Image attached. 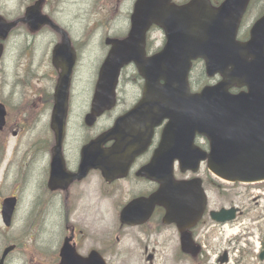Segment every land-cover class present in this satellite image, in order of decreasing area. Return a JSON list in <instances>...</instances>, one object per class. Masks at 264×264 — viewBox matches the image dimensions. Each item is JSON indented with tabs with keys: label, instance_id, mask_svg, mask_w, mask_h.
<instances>
[{
	"label": "water",
	"instance_id": "water-1",
	"mask_svg": "<svg viewBox=\"0 0 264 264\" xmlns=\"http://www.w3.org/2000/svg\"><path fill=\"white\" fill-rule=\"evenodd\" d=\"M250 0H224L213 7L209 0H190L178 6L172 0H137L130 18L131 29L126 39H107L110 51L101 66L86 123L114 106V90L121 68L134 63L144 79L140 102L113 128L91 142L82 156V169L99 168L112 180L122 176L133 159L150 142L153 130L163 120L165 126L159 149L141 175L155 180L159 189L148 199L131 202L122 212V222L136 224L135 218L154 205L167 209L177 222L181 212V247L195 255L188 230L200 220L205 207L201 181L175 182L172 163L179 160L181 171L196 172L201 161L207 160L209 171L230 182L264 180V17L258 20L246 43L236 41L240 20ZM42 0L27 8L22 19L7 23L0 18V39H4L18 22L28 24L32 31L44 25L52 26L62 35L53 50L52 63L59 70L55 89V105L51 127L57 148L64 135L67 98L75 54L67 35L40 12ZM156 25L163 30L166 44L156 55L145 57V35ZM202 60L206 74L221 76V81L192 94L188 75L192 61ZM246 91L231 94L230 88ZM0 106V121L3 119ZM3 124V123H2ZM0 125V128L2 126ZM196 135L207 138L209 153L194 145ZM114 141L104 150L103 144ZM13 201L3 205V221L10 225ZM213 220L233 219V211L212 213ZM146 215L142 217V221ZM13 250L3 251L0 264ZM63 264H70L68 251H62ZM100 263L104 264L99 258ZM93 264V263H90Z\"/></svg>",
	"mask_w": 264,
	"mask_h": 264
},
{
	"label": "flooded vegetation",
	"instance_id": "flooded-vegetation-1",
	"mask_svg": "<svg viewBox=\"0 0 264 264\" xmlns=\"http://www.w3.org/2000/svg\"><path fill=\"white\" fill-rule=\"evenodd\" d=\"M263 2L259 0V3ZM256 4L255 11L259 10V4ZM0 14H8L1 2ZM255 18L251 19V23ZM244 31L242 40L247 39L246 28ZM13 36H9L6 43ZM39 49L25 45L14 57V68H22L16 83L23 90L20 104L11 110L9 103L0 100L5 107L0 143L3 136L16 138L10 156L0 163V202L4 198H16L15 213L23 209L28 214V219L21 221L22 229L35 226L37 231L45 224L47 228L51 220L59 228L54 252L46 254V247L36 242V258H30L27 262L61 264V250L67 245L82 260L97 253L107 264L109 261H122L126 258L135 262L144 261L146 264H264V183L243 191L238 185L214 184L204 179L206 209L199 223L189 231L198 247L194 257L181 251V212L180 227L175 223L164 222L166 209L163 207H156L143 224L128 226L120 222V213L129 201L148 197L158 187L157 183L137 174L151 161L159 143L161 129L155 131L151 146L133 162L127 176L107 183L99 171L83 173L81 152L92 138L82 124L75 132V129L70 131L67 118L61 147L63 167L56 163L52 175L55 140L49 122L58 72L51 66V55L47 51L42 52L43 56L36 63ZM9 59L8 46L5 44L0 65ZM41 68L44 70L39 73ZM39 78L47 79V84L43 85ZM87 107L90 109V105ZM71 112L72 105L69 102L68 117ZM44 119L45 126L41 128ZM186 175L185 179H189L190 176ZM174 176L181 180V170L176 164ZM9 183L12 184L10 194L3 196L4 185ZM123 183L130 184L131 189L136 190L128 201L115 208L117 232L111 239V234H107L103 224L104 213L92 207L95 204L92 196L106 199L104 189L119 187ZM219 199L220 203L217 202ZM222 209H234L235 219L223 224L213 221L211 212Z\"/></svg>",
	"mask_w": 264,
	"mask_h": 264
},
{
	"label": "rangeland",
	"instance_id": "rangeland-1",
	"mask_svg": "<svg viewBox=\"0 0 264 264\" xmlns=\"http://www.w3.org/2000/svg\"><path fill=\"white\" fill-rule=\"evenodd\" d=\"M31 0H0L5 10L9 14H14L19 7L25 6ZM181 2V0H175ZM184 1V0H182ZM133 0H48L46 13L52 15L53 20L65 28L72 39L73 45L79 53V61L73 73V82L71 88L72 111L68 121L70 131H76L82 122V116L87 110V105L93 93V85L96 80V72L100 63L106 54L103 46V39L107 36L122 37L129 28V14ZM22 9H20V12ZM55 36L47 29L41 31L37 37H27L25 32L19 30L8 43L9 61L6 60L0 65V100L10 104L11 110L20 104L23 90L17 85L18 78L21 76L22 68H14V57L17 51L25 45H32L40 48L36 53V63L40 61L42 52H46L55 42ZM151 50L155 51L162 46L163 35L160 31L154 29L149 35ZM200 65H197L192 73V82L197 84L202 76ZM44 68L39 70L41 73ZM46 85L48 80L39 78V82ZM137 90L126 83L121 84L119 88V97H123L124 104L118 106L115 112L106 116L97 123L96 129L90 131V134L105 129L112 118L131 105L137 95ZM83 111V115L81 116ZM45 126V119L42 120L41 128ZM16 138L11 135L3 136L0 143V163L5 157H9ZM200 177L206 176L205 167L202 168ZM2 178V169L0 170V180ZM181 178H183L181 176ZM12 184H5L2 190L3 196L10 194ZM130 184L123 183L119 187L104 189L106 199L97 195L92 196L95 204L94 209H99L104 213L103 224L106 227L107 234H111V239L116 236L117 212L115 208L122 202L128 201L134 194ZM102 200V201H98ZM220 203V199L217 201ZM100 203V204H99ZM251 203V201L249 202ZM253 204V203H252ZM102 208V209H101ZM28 219V214L18 212L15 222L10 229H4L0 219V254L2 250L11 243H18L20 248L14 251L9 264H30L27 262L30 258H36V242L42 243L46 247L45 253L52 254L55 249L56 233L59 228L51 220L47 225H43L40 230H35V226L22 229L21 221ZM56 221V220H55ZM57 222V221H56ZM125 232V231H124ZM36 241H35V240ZM24 254V257L22 256ZM109 264H146L144 261L135 262L130 258L122 261H109Z\"/></svg>",
	"mask_w": 264,
	"mask_h": 264
},
{
	"label": "trees",
	"instance_id": "trees-1",
	"mask_svg": "<svg viewBox=\"0 0 264 264\" xmlns=\"http://www.w3.org/2000/svg\"><path fill=\"white\" fill-rule=\"evenodd\" d=\"M213 1V0H212ZM217 1V0H216ZM201 73L203 74V70H201Z\"/></svg>",
	"mask_w": 264,
	"mask_h": 264
}]
</instances>
